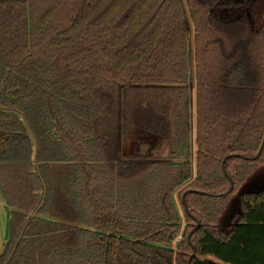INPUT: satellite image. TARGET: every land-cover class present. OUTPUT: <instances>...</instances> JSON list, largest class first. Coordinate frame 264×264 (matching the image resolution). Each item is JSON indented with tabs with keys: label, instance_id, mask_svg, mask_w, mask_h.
Here are the masks:
<instances>
[{
	"label": "trees",
	"instance_id": "16d2710c",
	"mask_svg": "<svg viewBox=\"0 0 264 264\" xmlns=\"http://www.w3.org/2000/svg\"><path fill=\"white\" fill-rule=\"evenodd\" d=\"M263 141L264 0H0V264H264Z\"/></svg>",
	"mask_w": 264,
	"mask_h": 264
},
{
	"label": "rangeland",
	"instance_id": "374dc122",
	"mask_svg": "<svg viewBox=\"0 0 264 264\" xmlns=\"http://www.w3.org/2000/svg\"><path fill=\"white\" fill-rule=\"evenodd\" d=\"M130 146H131V144L129 143L128 148H130ZM156 149L158 151L156 153L158 156H160L161 154L162 155H165L166 154V156H167V151L165 150L163 152V150H164V143L161 142L159 144V146L156 147ZM263 166H264V164L263 165H260V166H257V167H258L259 170H261V169H263ZM239 192H241V190H239ZM175 203L178 206V208L180 209V196H179V193L178 192L175 193ZM4 216L5 215L3 213H0V254L2 252L3 244H5L6 240H8V234H9L8 228H6L5 225L3 226V222L2 221L5 220L4 219ZM6 230H7V237H4V234H6Z\"/></svg>",
	"mask_w": 264,
	"mask_h": 264
},
{
	"label": "crops",
	"instance_id": "0c3cea01",
	"mask_svg": "<svg viewBox=\"0 0 264 264\" xmlns=\"http://www.w3.org/2000/svg\"><path fill=\"white\" fill-rule=\"evenodd\" d=\"M142 146V145H141ZM140 146V147H141ZM144 146H146V151H145V154H146V152L148 151V146L147 145H144ZM159 146V145H158ZM165 150L167 151V147L165 148ZM165 150H163V152L165 151ZM156 151H157V149H156ZM158 152V151H157ZM180 152V151H179ZM139 153H140V149H139ZM144 154V155H145ZM181 154V153H180ZM140 155H141V153H140ZM162 155V154H161ZM160 155V156H161ZM166 156V154L165 155H162L161 157H165ZM174 198H175V195H174ZM0 213H3L5 216H4V221H2L3 222V226L5 225V227L6 228H8V223H9V219H10V209L7 207V205L5 204V200H4V198H3V196H2V194L0 193ZM4 237H7V230H6V234H4ZM6 242H7V240H6ZM5 242V243H6ZM207 259H212V258H210V257H207Z\"/></svg>",
	"mask_w": 264,
	"mask_h": 264
},
{
	"label": "water",
	"instance_id": "95a60500",
	"mask_svg": "<svg viewBox=\"0 0 264 264\" xmlns=\"http://www.w3.org/2000/svg\"><path fill=\"white\" fill-rule=\"evenodd\" d=\"M189 63H191L192 62V60H191V57H189ZM264 142V141H263ZM263 144V143H262ZM261 149H262V145H261V147L259 148V151H258V154H257V156H259V154H260V152H261ZM145 151H146V146H144V145H142L141 147H140V153H141V155H144L145 154ZM223 164H224V161L222 162V166H223ZM229 180V183H230V191H231V189H232V183L230 182V179H228ZM198 194H202V193H200V192H198ZM184 196H185V194H182V197H181V202H182V205H184ZM188 239H189V237H188ZM194 257V255H191V257L190 258H193Z\"/></svg>",
	"mask_w": 264,
	"mask_h": 264
},
{
	"label": "flooded vegetation",
	"instance_id": "af4514ba",
	"mask_svg": "<svg viewBox=\"0 0 264 264\" xmlns=\"http://www.w3.org/2000/svg\"><path fill=\"white\" fill-rule=\"evenodd\" d=\"M165 148H166V145H165V143H164V150H165ZM139 149H140V147H139Z\"/></svg>",
	"mask_w": 264,
	"mask_h": 264
}]
</instances>
